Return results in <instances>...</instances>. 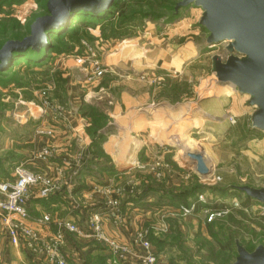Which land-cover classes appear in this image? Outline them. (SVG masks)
Masks as SVG:
<instances>
[{"label": "rangeland", "instance_id": "obj_1", "mask_svg": "<svg viewBox=\"0 0 264 264\" xmlns=\"http://www.w3.org/2000/svg\"><path fill=\"white\" fill-rule=\"evenodd\" d=\"M49 1L0 0V46L12 41L13 33L25 39L36 19L50 17L46 7ZM132 1L119 2L111 18L102 24L86 23L76 17L80 11L72 12L65 28H56L58 35L50 44V52L46 45L39 56L32 58L41 63L30 65L23 58H16L6 73L1 72L0 183L10 176L13 166L27 159L32 161L41 146H49V158L32 162L44 173L54 174L65 192H72L73 204H65L67 213L73 214L72 219L82 222L91 213L106 215L103 233L132 250L123 253L118 264H139L133 242V236L138 233L148 242L151 239L160 242L152 247L158 264H229L235 258V241L248 249L264 246V230L253 223L262 217L256 209L258 204L246 209L240 206L209 227L201 211L193 216L178 215L179 202L171 201V194L163 193L182 192L183 185L188 186L189 182V187L201 185L202 196L211 207L215 200L226 203L235 199L240 205L241 202L238 198H219L208 191L218 194L229 189L244 199L238 187L264 189V133L250 130V117L255 108L249 107L248 97L239 95L231 85L221 87L214 83L211 60L215 56L223 61L227 58V42L205 45L207 35L198 26L200 8L191 5L180 10L173 19L172 6L177 0H141L134 4ZM94 68L102 72L100 77L93 74ZM74 96L79 101L76 114ZM142 97H148L152 105H178L175 113L168 108L161 109V117L189 115L186 124L165 128V134L157 141L165 145L147 150L152 153L148 155L151 161L119 171L115 164L122 159L120 152L124 144L148 145L155 139L150 132L128 133L129 123L136 122L140 115L130 119L128 115L119 114L127 110L130 102ZM85 106L94 107L97 117L82 118L80 109L88 111ZM52 109L58 115L54 116ZM78 118L85 123L81 137L76 132L80 126L74 122ZM95 118L96 142H100L97 149L101 153L97 157L91 152L92 138L86 132ZM90 135L95 136V132ZM30 136H36L41 143H22ZM6 137L19 143L7 148L10 143L5 144ZM57 137L60 143H54ZM176 145L184 150L177 149ZM143 150L138 154L140 160L144 158ZM168 151L173 154H166ZM186 153L202 156L210 172L206 180H192L195 165L191 169L184 166L185 162L190 163ZM173 157L181 162L175 163ZM182 159H186L183 164ZM93 161L98 162L97 167L88 164ZM87 165L91 173L79 178L80 170ZM102 165L113 167L114 175L92 174L97 173L94 167ZM179 174L182 180L187 176L185 184H181L180 179L175 180ZM79 184L87 188L80 189ZM106 184L113 188L119 200V217L108 215L103 197L99 192L94 194L96 188L101 189ZM154 189L162 194L152 193L145 195L140 203L128 200L122 204L123 200ZM35 196L36 189H33L27 203L30 215L29 209L36 204ZM41 207L37 203L39 212ZM46 209L52 217L63 219L58 217L57 210H52L51 214V208ZM229 215L231 218H227ZM33 228L42 235L55 229L53 225H34ZM129 228L134 231L125 236ZM68 239L62 253L72 260L66 264H103L111 256L108 248L95 243L96 240L74 243ZM0 241V264H11L3 256L8 255L9 248L19 250L28 258L27 263H33L34 256L27 246H12L1 229ZM227 243L228 250L220 248ZM89 245L96 246L99 254L95 255L102 258L86 257L84 253Z\"/></svg>", "mask_w": 264, "mask_h": 264}, {"label": "water", "instance_id": "obj_2", "mask_svg": "<svg viewBox=\"0 0 264 264\" xmlns=\"http://www.w3.org/2000/svg\"><path fill=\"white\" fill-rule=\"evenodd\" d=\"M113 0H50V17L36 19L30 26V36L21 42H7L0 50V70L14 51L27 48L38 50L45 46L44 31L63 27L75 11L98 13ZM193 5L202 10L198 25L207 33L205 45L210 47L227 42V58L215 56L211 73L221 85H231L248 97L247 105L255 108L250 117V128L264 133V0H180L175 9ZM188 169L194 166V175L206 180L210 172L202 156L186 154ZM245 197L264 205V189L238 187ZM236 258L231 264H264V246L248 253L236 242Z\"/></svg>", "mask_w": 264, "mask_h": 264}, {"label": "built area", "instance_id": "obj_3", "mask_svg": "<svg viewBox=\"0 0 264 264\" xmlns=\"http://www.w3.org/2000/svg\"><path fill=\"white\" fill-rule=\"evenodd\" d=\"M93 74L96 77H100L102 72L94 68ZM42 97H45V93H42ZM43 113L46 114L45 112ZM53 113L54 116L58 115L54 110ZM230 122L232 123L233 121L229 118ZM36 134L41 135V132H36ZM50 154L51 149L49 146H41L35 152L32 161H44L50 157ZM56 179L58 178L54 174L48 175L39 169H34L28 163L22 162L13 166L9 178L0 183V229L5 231L8 242L14 247L21 246L24 248L26 245L34 256L32 262L35 264H39V260L46 264H66L69 258L62 253V250L68 242L67 237L72 241L74 239L78 242L96 240L95 243H101L108 248V255H111V258L109 257L107 261L108 264H118L121 255L132 250L123 244L119 245V243L111 240L103 233L102 225L106 215L102 217L100 213H91L80 222L74 219H56L48 213L40 214L37 217L29 214L27 203L30 201L33 189H36V200H45L56 194L61 199L65 197L71 200L73 198L72 192H64L61 186L62 182L60 183ZM97 192L103 197L108 215L118 216L120 203L113 188L106 184L101 189L99 187L98 189L96 188L94 194ZM214 202L209 207V201H206L200 194L190 201L188 205L178 207L176 213L182 217H187L201 211L204 221L210 224L240 209V204L235 199L226 203L221 201L216 203V200ZM256 209H258L259 215L264 216L263 204H258ZM34 225L38 227L53 225L55 229L52 233L42 235L34 230ZM133 239H135L133 241L135 244L134 252L139 264H158L152 244L146 241L139 233L134 235ZM113 255L115 256L113 257Z\"/></svg>", "mask_w": 264, "mask_h": 264}, {"label": "trees", "instance_id": "obj_4", "mask_svg": "<svg viewBox=\"0 0 264 264\" xmlns=\"http://www.w3.org/2000/svg\"><path fill=\"white\" fill-rule=\"evenodd\" d=\"M141 0H133L132 2V4H134V3H137V2H140ZM180 0H177L174 4H173V6H172V11H173V13H174V16H173V19H175V18H177L178 17V12L180 11V10H183V8H180V9H178V10H176L175 9V7H176V4L179 2ZM119 2H122V0H113L112 1V3L110 4V6L109 7H107V8H105V9H103L102 11H100V12H98V13H96V14H94V13H90V12H83V11H80L79 13H77V15H76V17H78V19L79 20H84L86 23H89V24H91V23H94V24H102V23H105V22H107L110 18H111V16H112V14L114 13V10H115V7H116V5H118V3ZM126 4V3H125ZM46 6H47V4H46ZM125 7V6H124ZM47 13H48V10H47ZM48 17V16H47ZM76 20V19H75ZM71 22V21H70ZM199 26V25H198ZM200 27V26H199ZM65 28V26H63V27H60L59 29H64ZM201 28V27H200ZM59 29H56V28H51V29H47L46 31H44V36H45V46L48 48V52H50V44H52L53 42H54V40H55V38H57V35L58 34H56V31H58ZM67 29V28H66ZM201 30H202V32L205 34V35H207V33L201 28ZM27 31V30H26ZM29 36H30V32H29ZM28 36V37H29ZM22 35L21 34H16V33H13L12 34V37H11V40L12 41H10V42H16V43H18V42H21L22 41ZM27 38V37H26ZM54 38V39H53ZM207 38V37H206ZM24 40V39H23ZM44 46V47H45ZM1 47V46H0ZM3 47V46H2ZM1 47V48H2ZM44 47H42V48H40V49H38V50H32V48H27V49H24V50H22V51H14V52H12L11 53V57H10V59H9V61L7 62V64H6V66H5V68L3 69L2 68V70H0V74H1V72H3V73H6L7 71H8V69L11 67L10 65H11V63L13 62V61H15L16 60V58H23L22 60H24L27 64H30V65H38L39 63H41L42 61L41 60H36L35 61V59L36 58H34V59H32L33 57H37V56H39L40 54H41V51H42V49L44 48ZM1 48H0V50H1ZM85 107H87V110L88 111H83V109L81 110L80 109V116L82 117V118H87V119H89V118H93V117H97V114H96V111H95V109H94V107H92V106H85ZM94 121L92 122V124H90L88 127H87V129H86V132L89 134H94V132H95V136L93 135H88L90 138H92L91 139V152L97 157V154L100 156V154L101 153H99L98 152V149H97V146H98V143H100V142H96L97 141V134H96V131L98 130V127H97V123L95 124V120H96V118L95 119H93ZM251 131H253L252 129H250ZM253 132H258V131H253ZM94 143H96V145H94ZM95 161V160H94ZM91 162V163H88L89 165H92V166H96L97 167V165H98V162L96 161V162ZM86 166V165H85ZM85 166L84 167H82V169L80 170V172H79V178H81V179H83L84 178V174L85 175H89L88 173H91V172H89V170H91L90 169V167L88 166V167H86V169H85ZM94 170L95 171H97V173L95 174L94 172H92V174H94V175H99V176H103L104 177V175H106V174H109L110 176L111 175H114V173H112V171H113V167H111V166H108V165H102L100 168H95L94 167ZM102 177V178H103ZM5 179H8V176L5 178ZM193 179H196V180H200L196 175H193V177H192V180ZM97 179H95V181H96ZM191 181V180H190ZM97 182V181H96ZM190 183V182H189ZM188 183V186L187 185H183L184 187H182L181 189H184L182 192H179V193H175L174 191H169V192H166V193H163V194H171V201H173V200H175V201H178L179 202V204L177 205L178 207H180V206H182V205H188L189 203H190V201H192V200H194L195 199V197L198 195V194H202V187H201V185H197V186H192V187H189V185L191 184H189ZM198 184H200V183H198ZM80 185V184H79ZM81 187H80V189H84V188H87V187H85V185L83 184V185H80ZM166 191V190H165ZM208 192H210V194L211 195H213V196H218L219 198H238L239 200H240V202H241V207H243V208H247V207H249V206H251V205H253V204H260V203H258V202H255V201H253V200H251L250 198H247V197H245L244 195V199H242L241 198V196L240 195H237L236 194V192L234 191V192H232V191H230L229 189H226V191H224V192H219L218 194L217 193H213V192H211V191H208ZM152 193H158V195H160V194H162V191H160V190H157V189H154V190H147V193H142V194H139V196L138 195H136L137 197L135 198V197H132V198H129V199H127V200H123V202H122V204H126V202L129 200V202H131V203H140V200H142V199H144V198H146V196L145 195H149V194H152ZM60 201H62L61 200V198L59 197V195L58 194H56V195H53V196H51V197H49L48 199H45V200H42V201H39L38 202V200H36V204L37 203H39L42 207V209H44L45 211H48L46 208H50L51 207V205L52 204H56V203H58V202H60ZM173 205H174V203H173ZM176 206V207H177ZM49 211H51V209H49ZM241 212V211H240ZM31 213V212H30ZM240 214H242V213H240ZM32 215V214H31ZM32 216H35V215H32ZM36 217H37V215H36ZM227 218H231V216L229 215ZM226 218V219H227ZM221 221V220H220ZM218 222V221H217ZM253 223L255 224V226H257L258 228H260L261 230H264V216H262V217H260V218H258V219H255V221H253ZM213 224H215L214 222L213 223H210V224H208V226L210 227V226H212ZM209 230H210V228H209ZM210 233H211V231H210ZM230 240H232V237L230 238ZM73 242L74 243H77L78 241H76V240H74L73 239ZM79 242H82V241H79ZM236 242H238V244L240 245V246H242L243 248H244V250L245 251H247L248 253H250V252H252L255 248H252V249H248V248H246V247H244L239 241H235V243H234V247H235V245H236ZM150 243L152 244V246L153 245H159V243L160 242H157V241H154L153 239H151L150 240ZM81 244H84V245H86L87 246V244L88 243H81ZM220 248L221 249H223V250H228V248H229V245H228V243L224 246V247H222V246H220ZM97 250H98V248H96V246H88L87 247V249H86V251H85V255H86V257H88V258H91L92 256H94V257H99V258H102V257H100V255H95V254H99L98 252H97ZM94 254V255H93ZM236 256H237V254H236V247H235V258H236ZM109 258V257H108ZM235 258H234V260H235ZM108 259H105V261L103 262V264H108ZM32 263V262H31ZM231 263H233V262H231ZM231 263H229V264H231ZM32 264H35V263H32Z\"/></svg>", "mask_w": 264, "mask_h": 264}, {"label": "crops", "instance_id": "obj_5", "mask_svg": "<svg viewBox=\"0 0 264 264\" xmlns=\"http://www.w3.org/2000/svg\"><path fill=\"white\" fill-rule=\"evenodd\" d=\"M214 83L217 86H221V87L222 86H226V85H221V84L217 83L215 80H214ZM241 96H244V95H241ZM131 100L136 101V99H131ZM72 101H73V110H75V109L77 110V108L79 107L78 99H76V97L74 96ZM152 103L153 102H151L148 97H142V98H139L137 102H130L128 104L127 110L124 111V112L119 113L120 115H123V116L124 115H128L130 117V119L133 116L137 117V116L140 115L138 117L139 119L136 122L132 123V120H131V122L129 123V127H128V133L129 134H136V133H140V132L141 133L142 132H150L152 134V136H154V138H155L153 140L154 142H152V143H150L148 145L141 144V143H126V144H124L122 146L121 152H120V156L122 157V159L118 160L117 164H115V166L117 167V169H119V171L128 170L131 167H133L134 164L138 165V164L145 163L147 161L148 162L151 161L149 159L148 155H150L152 153L147 151V150L150 147L157 148V147H161V145H163V146L165 145V143H157V141L160 140L163 137V135L165 134L164 133L165 128L166 127H174V128H176L177 126H181L182 124H186L184 122L186 120V116L189 115L188 113L181 114L179 116H173V117L170 116V114L165 116V117H161V115H160L161 109H164V108H168L169 111L175 113L177 111V106L178 105L169 106L168 107L167 105H164V104L152 105ZM136 106H139V107L133 109ZM130 109L131 110H135V112L134 111L133 112L130 111ZM76 110L74 111L75 114H76ZM74 117H75V115H74ZM78 119H79L78 121L75 120L74 122H75L76 126L77 125L80 126V128H76V132H78L79 133V137H81L83 135V130L82 129L84 128L85 123H83V119L82 118H78ZM113 130H115V128ZM119 131H124V130H119ZM30 137H31L30 139H26L22 143H41V141L36 136H30ZM6 138L7 139L5 140V142H6L5 144L10 143L9 146L6 145L7 148L8 147L14 148V143H19L18 140L11 139V137H6ZM56 139L57 140L54 143H57V141L59 140V137H57ZM63 140H65V139H63ZM86 140L87 139L85 138L84 139V143H86ZM114 140H119V137H116V139L114 137ZM58 142L60 143V141H58ZM114 142H117V141H114ZM171 144L172 143H170L169 145H171ZM176 148L177 149H180V148L183 149L182 146H179V145H176ZM142 149H144L142 151L143 152L142 154H143L144 158H142L143 160H140L138 154L140 153V150H142ZM171 150H173V149H171ZM178 151H180V150H178ZM25 153H27V150H25ZM166 154H171L172 155L173 153L171 151H168ZM182 154L184 155V153L181 151V155ZM183 155L181 157H183ZM185 160L186 159H182V163L181 164H183L185 162ZM173 161L175 163L177 161L179 163L181 162V161L175 159V157H173ZM22 162H26V164L28 163L29 165L33 166L34 169H38L37 168L38 165H36V163H34L32 161H28V159L24 160ZM22 162H20V163H22ZM184 166H186V168H187L188 163L185 162ZM180 175H182V174H179L178 177L176 176L175 180L176 179L182 180L180 178ZM186 180H187V176L185 175V177L182 180L181 184H185ZM88 185L90 187L94 186V185H91L90 183H88ZM95 187L96 186H94L93 188H95ZM74 196L76 198V194L75 193H74ZM61 200L62 201H60V202H58V203H56L54 205H51L50 213L52 214V210H57L56 213L58 214V217L63 218V219H72V217H73L72 215L73 214H68L67 213V208L68 207L65 204L71 206L73 204V201L75 200L74 197L71 198L70 202H68L65 197L63 199H61ZM35 205H34V207H32V209H29L31 211L32 215H38L39 216L43 212L48 213V211H45L42 208H40V212H39V209L36 208L37 204H35ZM73 207L76 208L75 206H73ZM37 210H38L39 213L37 212ZM59 213H61L60 214L61 216L59 215ZM98 213H102V212H98ZM135 221H138V220L135 219ZM130 231L133 232L134 229L129 228V231H127V234L125 236H127L129 234L128 232H130ZM0 243H1V241H0ZM9 249H10V251H9L8 255L7 254L3 255L5 257V260H7V261L10 260L9 262H11V264H29V263H27L28 258H24V254L23 253H21L17 249H11V248H9ZM69 260H72V259H69Z\"/></svg>", "mask_w": 264, "mask_h": 264}]
</instances>
